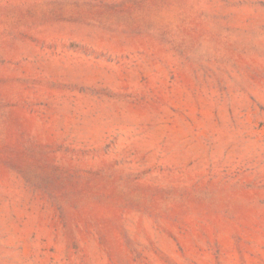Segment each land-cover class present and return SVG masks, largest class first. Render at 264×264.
I'll use <instances>...</instances> for the list:
<instances>
[{
	"label": "rangeland",
	"instance_id": "374dc122",
	"mask_svg": "<svg viewBox=\"0 0 264 264\" xmlns=\"http://www.w3.org/2000/svg\"><path fill=\"white\" fill-rule=\"evenodd\" d=\"M0 264H264V0H0Z\"/></svg>",
	"mask_w": 264,
	"mask_h": 264
}]
</instances>
